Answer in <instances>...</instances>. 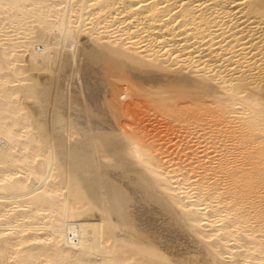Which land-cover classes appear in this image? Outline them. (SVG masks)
Instances as JSON below:
<instances>
[{"label":"bare ground","instance_id":"obj_1","mask_svg":"<svg viewBox=\"0 0 264 264\" xmlns=\"http://www.w3.org/2000/svg\"><path fill=\"white\" fill-rule=\"evenodd\" d=\"M263 180L264 0H0V264H264Z\"/></svg>","mask_w":264,"mask_h":264},{"label":"rangeland","instance_id":"obj_2","mask_svg":"<svg viewBox=\"0 0 264 264\" xmlns=\"http://www.w3.org/2000/svg\"><path fill=\"white\" fill-rule=\"evenodd\" d=\"M124 101H125V108L127 107L126 112L128 111L127 115H129V116H127V118H128L127 123H128V125L130 123V126L133 130L135 129V131H137L139 129L137 132H139V133L143 132L145 135L144 136L145 138H148V139L151 138L150 140H153V141L155 140L156 144H158V146L160 148L161 147L163 148V151H164L163 155L166 156V158L168 157V159H170L171 162L173 160L176 162L178 160V158L181 160H184V158L186 159V157H185L186 154L185 155L183 154V153H185V150H183L184 152L181 151L182 153L179 152L183 146L182 142L184 143L185 139H183V134H182L183 132L181 133L182 135L180 138L179 137L180 136V130H179V134H178V131H175L178 128L177 127L175 129V126H177V125H175L174 128L171 127V125H170L171 122H169V120L167 118L162 117L157 112L155 113V111H153V109H150V106L142 100L133 101L132 99L131 100L127 99ZM124 101H123V104H124ZM128 107H130V108H128ZM167 120L169 123H167ZM173 124L174 123H172V126H173ZM172 129H174V130H172ZM177 140H179V142ZM181 144H182V146H181ZM162 148H161V150H162ZM182 154H183V158H182ZM175 156L177 158H174ZM262 182H263V184H262ZM258 185L259 186L261 185L260 187H257L258 189L260 188V190H261L259 192H262L263 194L262 193L261 194L264 195V188L262 189V186L264 187V180L261 181V184H258Z\"/></svg>","mask_w":264,"mask_h":264}]
</instances>
